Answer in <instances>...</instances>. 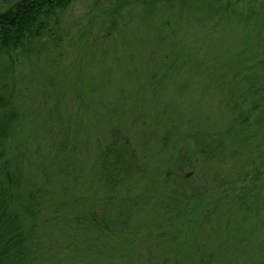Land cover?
<instances>
[{
    "label": "rangeland",
    "instance_id": "1",
    "mask_svg": "<svg viewBox=\"0 0 264 264\" xmlns=\"http://www.w3.org/2000/svg\"><path fill=\"white\" fill-rule=\"evenodd\" d=\"M41 22L0 58L36 263L264 264V0H75Z\"/></svg>",
    "mask_w": 264,
    "mask_h": 264
},
{
    "label": "trees",
    "instance_id": "2",
    "mask_svg": "<svg viewBox=\"0 0 264 264\" xmlns=\"http://www.w3.org/2000/svg\"><path fill=\"white\" fill-rule=\"evenodd\" d=\"M74 1L17 0L0 11V58L11 56L6 54L23 47L29 37H38L44 25L42 17L56 9L65 8ZM10 58L3 72L10 71ZM2 90L4 89L0 91ZM11 105L10 98H0V264H37L35 244L37 230L41 222H44L41 212L43 201L38 190L25 188V176L18 160L11 157L6 148V141L15 129L16 116H5L4 120L1 116ZM113 152L111 145L103 153L102 169L106 180L111 178L112 173L107 169V164ZM116 159L113 169L123 162L120 156ZM13 161L17 162L13 165ZM125 166L129 167L128 164Z\"/></svg>",
    "mask_w": 264,
    "mask_h": 264
}]
</instances>
